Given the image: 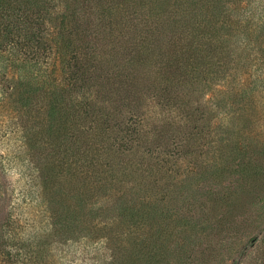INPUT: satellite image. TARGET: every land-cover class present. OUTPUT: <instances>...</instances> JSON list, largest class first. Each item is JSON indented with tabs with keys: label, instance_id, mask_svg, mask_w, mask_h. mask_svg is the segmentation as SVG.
I'll return each instance as SVG.
<instances>
[{
	"label": "rangeland",
	"instance_id": "obj_1",
	"mask_svg": "<svg viewBox=\"0 0 264 264\" xmlns=\"http://www.w3.org/2000/svg\"><path fill=\"white\" fill-rule=\"evenodd\" d=\"M145 1L53 0L0 68V264H264V0Z\"/></svg>",
	"mask_w": 264,
	"mask_h": 264
},
{
	"label": "trees",
	"instance_id": "obj_2",
	"mask_svg": "<svg viewBox=\"0 0 264 264\" xmlns=\"http://www.w3.org/2000/svg\"><path fill=\"white\" fill-rule=\"evenodd\" d=\"M52 1L53 0H0V32L3 33L5 39L11 40L8 55L3 56L0 52V68L5 70L8 64L12 67H17L19 70H23V73L26 74L24 75V79L29 81L33 78L35 71H41L45 66L49 65L48 58L50 50L44 42L42 33L45 29H43L42 26L43 19L47 13H49V3ZM97 1L99 3L103 2V0ZM118 3L120 2L118 1ZM118 3H116V0H110V5L108 3V10H115V4ZM146 3L147 1H145L144 4L142 3V5L144 6ZM153 3L156 7L159 4L161 5L158 0H153ZM119 6L121 7L120 4ZM175 6L173 0H169L165 4L166 9L169 8L171 11ZM78 21H81V19H78ZM2 47L0 43V49ZM63 53L65 54V51H63ZM15 60H17V62H14ZM81 70L83 69H80L77 57L74 55L70 56L65 64V73L67 76L66 79H64L68 87L72 86L74 88L88 82L89 78L85 79L84 75L80 73ZM76 75L79 76L80 81L73 80ZM37 76L38 75L35 77ZM124 85L127 84L124 83L121 87L123 90L122 93L127 91ZM133 86L135 88L136 83H133ZM73 95L74 94L70 97ZM103 98L105 99V97ZM132 98L133 96L122 97L119 95L118 103L123 113L125 110L127 111L125 113L132 115ZM65 99L63 95L59 94V97L55 98L54 105L64 103ZM53 107L54 106H52V110L54 109ZM31 263L39 264L36 262L35 258L32 259Z\"/></svg>",
	"mask_w": 264,
	"mask_h": 264
}]
</instances>
